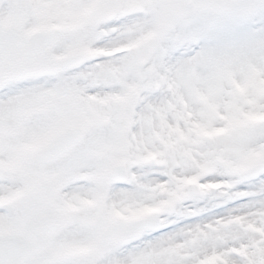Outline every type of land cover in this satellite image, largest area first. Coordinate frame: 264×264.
<instances>
[{
	"label": "snow or ice",
	"instance_id": "obj_1",
	"mask_svg": "<svg viewBox=\"0 0 264 264\" xmlns=\"http://www.w3.org/2000/svg\"><path fill=\"white\" fill-rule=\"evenodd\" d=\"M0 264H264V0H0Z\"/></svg>",
	"mask_w": 264,
	"mask_h": 264
}]
</instances>
